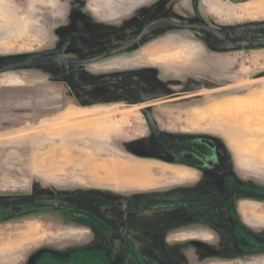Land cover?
Returning a JSON list of instances; mask_svg holds the SVG:
<instances>
[{"label":"rangeland","instance_id":"374dc122","mask_svg":"<svg viewBox=\"0 0 264 264\" xmlns=\"http://www.w3.org/2000/svg\"><path fill=\"white\" fill-rule=\"evenodd\" d=\"M88 1L96 16L110 21L122 4ZM144 1L111 26L93 21L87 0H0V69L28 59L91 60L134 42L157 19L202 23L232 41L160 24L124 53L97 63L49 62L0 74V235L25 231L10 235L20 241L0 243V264L25 244L29 253L89 250L110 254L113 264H136L102 224H72L94 219L31 202L63 198L98 220L115 219L107 215L115 213L111 207L144 214L146 200L178 196L188 187L212 192L220 203L205 208L211 218L202 224H120L139 263L264 264V248L256 245L264 247V218L243 204L246 221L262 223L241 224L235 210L248 192L264 194V46L238 45L264 41V0ZM141 45L148 46L139 51ZM200 45L213 58L205 60ZM135 65L159 69L127 68ZM145 108L169 130L164 135L192 139L206 161L170 165ZM202 165L205 175L217 176L201 181L182 168ZM232 190L243 198L231 194L229 211L223 199ZM155 211L151 219L163 221L164 209ZM187 214L171 213L177 219Z\"/></svg>","mask_w":264,"mask_h":264},{"label":"flooded vegetation","instance_id":"af4514ba","mask_svg":"<svg viewBox=\"0 0 264 264\" xmlns=\"http://www.w3.org/2000/svg\"><path fill=\"white\" fill-rule=\"evenodd\" d=\"M156 9V8H154ZM226 43V42H225ZM84 61V60H83ZM73 66L71 63H66L65 66ZM86 66V65H81ZM70 77V76H69ZM151 132V131H150ZM164 133V132H163ZM152 134V133H151ZM154 137V136H153ZM168 136V135H162V138L160 140L156 141L159 144H163V147L168 148V153L172 157L167 158V162L171 165H189L195 163H203L206 161L208 157L203 155V152L201 151V147L197 148L196 146H193V142H189L192 139L187 138V136ZM155 138V137H154ZM196 140V138H193ZM184 140V141H183ZM182 141L184 143H182ZM173 158V159H171ZM204 165V164H203ZM197 166L195 167L197 170L200 171V180L204 181L207 178H215V175H205V167L206 166ZM219 174L223 172H218ZM218 174V175H219ZM217 176V175H216ZM201 189V188H200ZM184 197H182L179 201V203L174 202L175 198H169V197H162L157 199H148L146 200V207L143 209V213H140L141 211H136L133 209L125 208V206H116L111 208H116L115 213L108 212L107 215H115L114 218H104L101 216V218L98 220L96 215L93 214V211L91 209H85L82 210L81 207L74 205L72 202L67 201L63 198H54V199H47L45 201H33L31 202V206H33L34 202H47V201H56L61 200L63 202L69 203L72 208H61V209H53V208H41L36 207L35 208H41V209H52L58 212L68 211L76 215H84L88 218L94 219L92 222H77L74 221L72 224H102L105 230L109 233H111L118 241L119 243L127 250V256L131 257L133 260L136 261V264L139 263V255L132 243H130L127 233L124 231L122 226L120 224H202L200 223L201 220L208 217L210 212H206V209L213 210L215 207H219V201H215L213 197H210L212 192H207V190H199L196 187H188L185 192L183 193ZM234 196L236 195V192L232 190L229 191L228 194L224 197L223 203H225L228 206L229 211L233 210V202L234 200L230 198V195ZM206 195V196H205ZM210 195V196H209ZM156 203H159L156 205ZM219 203V204H218ZM235 204V203H234ZM207 207V208H206ZM160 208H167L171 209L172 211H166L164 212L165 216L163 221H157L152 220V214H154L155 209ZM206 208V209H205ZM21 207L17 210L20 211ZM120 209V210H118ZM177 209H180V212L188 213L186 216L181 217L180 219L175 218L171 215V213L176 212ZM8 215L9 216H18V214L12 213L11 209H8ZM147 214V215H145ZM169 215V216H168ZM166 217V218H165ZM175 218V219H174ZM174 220V221H172ZM229 224V223H228ZM247 234H250L247 232ZM256 245L259 248L262 247L259 242L257 241ZM110 254L97 251H89V250H82L78 252L69 253L66 255L68 259L67 264H113L111 261V258L109 256ZM123 261V260H122ZM41 264H64L62 263V259H58L57 257H52V260H44Z\"/></svg>","mask_w":264,"mask_h":264},{"label":"crops","instance_id":"0c3cea01","mask_svg":"<svg viewBox=\"0 0 264 264\" xmlns=\"http://www.w3.org/2000/svg\"><path fill=\"white\" fill-rule=\"evenodd\" d=\"M122 4H118L116 3V9L118 10L119 14L117 15V18L115 20H104L102 18H99L98 16H96L92 10L90 9V5H89V1L87 0V7L88 9L91 11V16L93 17V21H95V23H98V24H106V25H111V26H117L119 25V20H123V19H126L128 17H130L135 11L136 9H138L140 7L141 4L144 5L145 1L144 0H121ZM131 19V18H130ZM128 21V20H127ZM123 24V23H122ZM150 45V44H149ZM148 46V45H146ZM146 46H143L142 45L139 47V51H141L143 48H145ZM201 47V50H202V53H203V58L205 60H209L211 58H213V56H210L209 54H207V51L205 50V48L200 45ZM209 50L211 52H214V53H220L222 51L219 50L218 47H215L213 45H210V48ZM134 56V55H133ZM132 56V57H133ZM132 57L128 58V59H121V60H118V61H124V60H129L131 59ZM127 68H137L138 71L140 72H146V70H158L159 68L156 67V66H151V65H135V66H130V67H127ZM210 70L209 73H211V75L214 74V70L212 69H208ZM129 71V70H128ZM131 71V70H130ZM216 73V72H215ZM195 74H198V73H195ZM176 96V95H174ZM168 97H171V96H168ZM155 117V116H154ZM155 120L160 128L161 131H163V129H161V124H163L161 122V120L159 119V117H155ZM164 125V124H163ZM165 127V126H164ZM165 130V129H164ZM165 131H169L168 129L165 130ZM171 165V164H170ZM173 166H176V165H173ZM179 167V166H177ZM182 167V166H180ZM183 169L187 170L191 175H193V179H197V180H200V171L197 170V169H193V168H190V167H182ZM179 192L178 196L180 197L179 199H177L176 196L177 194H172V195H169L167 194L165 197H169V198H175L174 202L176 203H179L180 199L182 197H184V192L185 191H177ZM250 196H248L247 198L248 199H243V200H239V201H236V206H235V210H236V213L237 215L239 216V219L241 221V224H261L262 222L259 221V220H253L252 222H249V221H246V219L244 218L243 214H242V211H241V207L243 204H249L251 205V207H255L256 208V213L258 216L260 217H263L264 218V203H261V202H257L255 200H252L250 197H260V198H264V194H259V192H256L255 191H252V192H248ZM237 196V198H243V196L239 195L238 193H236L235 197ZM250 198V199H249ZM166 211H172L171 209H167L165 208L164 209V212ZM156 211H154L155 213ZM166 218V217H165ZM157 222V221H156ZM264 227V226H263ZM23 232L25 231H17V232H8L10 234H7V233H2L0 236V243H3V242H6L8 239L11 240L12 242H17V241H20L21 240V236H18L16 237L15 239L12 237L10 238V235L13 236V235H16L17 233L18 234H22ZM18 238V239H17ZM26 244L23 246L22 248V252L20 253H17L16 255H14L12 257V259H10L8 261L7 264H41L44 260H52V257H57L58 259H62V263L64 264H67L68 263V259L66 257L67 254H69L70 252L69 251H64V252H58L52 248H39L37 251H34V252H25L26 251ZM0 258H2L1 254H0Z\"/></svg>","mask_w":264,"mask_h":264},{"label":"water","instance_id":"95a60500","mask_svg":"<svg viewBox=\"0 0 264 264\" xmlns=\"http://www.w3.org/2000/svg\"><path fill=\"white\" fill-rule=\"evenodd\" d=\"M228 1L231 3H235V4H243V3L251 2L254 0H228ZM160 24H169V25H172V26L177 27V28L198 30V31H202V32L212 36L214 39H218V40L226 42L228 44H230L232 42L231 40L228 39L227 36L221 34L220 32H218V31L212 29L211 27H209L205 24H202V23L188 26L186 24H181L179 22H175L171 19H157L143 30L142 34L139 36V38L137 40H135L134 42H132V43H130V44L118 49V50H115L109 54L102 55V56H99V57L91 59V60L79 61V62L64 60L61 58L28 59V60H23V61L16 62L13 64H9V65L1 68L0 74L13 72V71H17V70H21V69H25V68H30L34 65L44 64V63H49V62L50 63L51 62H53V63H71V64H79V65H90L93 63H97V62H100L106 58L113 57V56L119 55L121 53H124L125 51H127L128 49H130L131 47L136 45L138 42H140V40L149 31H151L154 27H156ZM234 45H236V44H234ZM238 45H240V47H242V48H248V47H254V46H264V41L263 42H241ZM142 113L146 119V122L149 126V129H150L152 135L155 137V139L160 140L162 138L163 133L160 130V128H159V126L155 120L154 115L151 113V111L147 110L146 108L142 110ZM33 206L41 207V208H53V209H57V210L61 209V208H68V209L72 208V206L69 203L63 202L61 200L47 201V202H34Z\"/></svg>","mask_w":264,"mask_h":264},{"label":"bare ground","instance_id":"6f19581e","mask_svg":"<svg viewBox=\"0 0 264 264\" xmlns=\"http://www.w3.org/2000/svg\"><path fill=\"white\" fill-rule=\"evenodd\" d=\"M241 107H242V106H241ZM242 109L244 110L245 108H242ZM242 109H241V110L239 109V110L242 111Z\"/></svg>","mask_w":264,"mask_h":264}]
</instances>
